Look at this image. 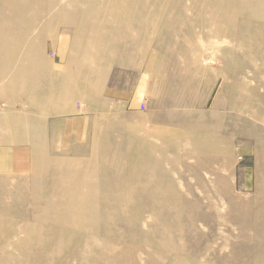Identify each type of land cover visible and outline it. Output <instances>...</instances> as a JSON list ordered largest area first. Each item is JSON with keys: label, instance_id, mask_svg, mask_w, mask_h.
Listing matches in <instances>:
<instances>
[{"label": "rangeland", "instance_id": "obj_1", "mask_svg": "<svg viewBox=\"0 0 264 264\" xmlns=\"http://www.w3.org/2000/svg\"><path fill=\"white\" fill-rule=\"evenodd\" d=\"M48 2L0 0V63L46 40L111 100L1 157L0 264H264V0Z\"/></svg>", "mask_w": 264, "mask_h": 264}, {"label": "crops", "instance_id": "obj_2", "mask_svg": "<svg viewBox=\"0 0 264 264\" xmlns=\"http://www.w3.org/2000/svg\"><path fill=\"white\" fill-rule=\"evenodd\" d=\"M44 44L47 41L41 40L35 49H23L19 59L10 57L0 63V164L3 155L22 148V140L37 137L39 129L46 128L52 136L68 135L70 119H83L78 114L70 117L72 104L76 107L85 96L106 93L102 99L111 100L110 83L99 89V74L67 70L64 55L53 51L50 56ZM82 77L91 80L90 87Z\"/></svg>", "mask_w": 264, "mask_h": 264}, {"label": "bare ground", "instance_id": "obj_3", "mask_svg": "<svg viewBox=\"0 0 264 264\" xmlns=\"http://www.w3.org/2000/svg\"><path fill=\"white\" fill-rule=\"evenodd\" d=\"M21 2H23V0H20ZM28 0H25V2H27ZM125 1V0H124ZM124 1H122V0H117V2L119 3V5H120V7L123 9V6H124ZM55 2V0H49V2L45 5V7H49V6H52V4ZM39 5V4H38ZM7 11V10H6ZM10 11H7V13H9ZM93 12H94V16H93ZM83 13H84V15H83V17H95L96 16V11H92V9H90V8H86V9H83ZM263 12H261L260 10H255L254 11V14H259V15H263L262 14ZM17 14H15V12H13L12 13V15H11V17L12 18H10V20H12L13 22H14V19H13V17L15 18V16H16ZM20 15H21V13H20ZM5 17H7L6 16V13H4V11H3V9H2V11L0 10V23H5V25L4 26H6V28L4 29V26H3V28H1L0 30H2V31H0V39H7V36H8V34H9V32H8V25H7V23L9 22L8 20L9 19H7V18H5ZM68 18H74V16L73 17H68ZM16 19V18H15ZM21 19V17L19 16V20ZM17 20V19H16ZM12 21H10V22H12ZM218 34H220V31L218 30ZM114 49V48H113ZM113 49H111L110 50V55L111 54H114L113 53ZM224 124L225 123H223V124H221V125H223L224 126ZM222 127V126H221ZM82 200H84V199H82ZM88 202H89V199H88ZM85 203V202H84ZM79 205V204H78ZM76 207H78L77 205H76Z\"/></svg>", "mask_w": 264, "mask_h": 264}, {"label": "built area", "instance_id": "obj_4", "mask_svg": "<svg viewBox=\"0 0 264 264\" xmlns=\"http://www.w3.org/2000/svg\"><path fill=\"white\" fill-rule=\"evenodd\" d=\"M51 55H54V52H51Z\"/></svg>", "mask_w": 264, "mask_h": 264}]
</instances>
